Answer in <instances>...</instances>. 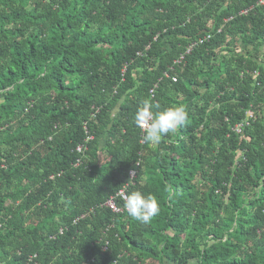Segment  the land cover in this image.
<instances>
[{"label": "trees", "instance_id": "trees-1", "mask_svg": "<svg viewBox=\"0 0 264 264\" xmlns=\"http://www.w3.org/2000/svg\"><path fill=\"white\" fill-rule=\"evenodd\" d=\"M258 1L0 0V264H264ZM145 99L187 124L149 146Z\"/></svg>", "mask_w": 264, "mask_h": 264}, {"label": "clouds", "instance_id": "clouds-1", "mask_svg": "<svg viewBox=\"0 0 264 264\" xmlns=\"http://www.w3.org/2000/svg\"><path fill=\"white\" fill-rule=\"evenodd\" d=\"M160 108V104L145 99L135 113V124L143 132V140L149 146L159 144L165 136L176 134L188 122V112L184 106L167 107L162 111L154 110ZM165 190L169 193V199L175 195L170 185ZM124 201L128 215L143 224L150 223L161 210L156 196L145 195L139 190L126 193Z\"/></svg>", "mask_w": 264, "mask_h": 264}, {"label": "built area", "instance_id": "built-area-1", "mask_svg": "<svg viewBox=\"0 0 264 264\" xmlns=\"http://www.w3.org/2000/svg\"><path fill=\"white\" fill-rule=\"evenodd\" d=\"M257 4L258 5L264 4V0H259ZM201 42H202L201 40L198 41V43H201ZM196 44L197 43L189 45L186 53H189L196 46ZM180 59L183 60V57H181ZM173 80L175 81V79H173ZM235 130L238 133H240L241 132V126L236 127ZM77 150H78V152H80L82 150V147H78ZM130 174H131V176H133L134 172H131ZM124 196H125V191L124 190L119 191L118 194L116 195V197H120L123 201H124ZM106 206H108L115 213H119L121 211V209L118 207V205L116 203L115 198H111L110 200H108L107 203H106Z\"/></svg>", "mask_w": 264, "mask_h": 264}]
</instances>
